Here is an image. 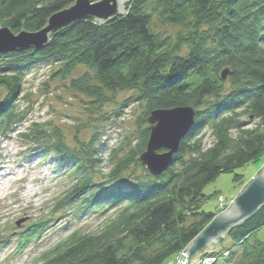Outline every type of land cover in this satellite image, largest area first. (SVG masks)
Segmentation results:
<instances>
[{"label": "trees", "instance_id": "1", "mask_svg": "<svg viewBox=\"0 0 264 264\" xmlns=\"http://www.w3.org/2000/svg\"><path fill=\"white\" fill-rule=\"evenodd\" d=\"M73 1L0 0V26L14 33L38 31ZM153 15L161 25L180 30L173 36L153 32ZM183 47L187 51L181 55ZM38 62L56 64L53 76L62 79L78 66L87 68L69 86L98 103L105 92L131 90L128 101L145 106L138 125H146L157 108L191 106L195 118L163 173L144 169L143 179L129 182L123 173L138 162L149 135V126L142 128L130 152L114 161L108 174L112 184L94 183L87 174L101 162L96 139L76 149L58 131L50 134L40 125L20 133L60 162L80 168L67 199L81 197L86 207L104 212L118 207L99 231L71 232L41 253L37 264H162L216 215L202 208L204 186L264 154V0H128L122 16L106 22L80 19L51 33L39 49L0 53V86L6 90L0 131L5 136L23 120L16 110L23 76ZM244 115L260 124L246 127L240 119ZM207 126L213 141L204 147L198 135ZM234 180L242 186L247 182L241 174ZM263 227L264 204L224 237L231 247L217 248L220 238L203 255L229 250V259L214 264H264V235L257 237ZM28 235L26 242L33 236Z\"/></svg>", "mask_w": 264, "mask_h": 264}, {"label": "rangeland", "instance_id": "2", "mask_svg": "<svg viewBox=\"0 0 264 264\" xmlns=\"http://www.w3.org/2000/svg\"><path fill=\"white\" fill-rule=\"evenodd\" d=\"M150 27L162 36H173L180 30V26L161 25L155 15L151 17ZM186 51L183 47L180 54ZM56 68V64L50 62L29 65L16 105L23 120L7 136L0 131V191L3 192L0 194V264H37L41 253L71 232L99 231L118 212V207L105 212L102 208L86 207L81 197L67 199L66 193L81 174L80 168L60 162L54 153L28 143L20 133H26L33 124L40 125L50 134L58 131L65 144L76 149L81 143L96 139L101 162L89 167L87 174L94 183L107 181L112 184L108 174L114 161L129 153L139 131L149 126V123L138 125L145 106L142 102L128 101L133 94L131 90L105 92L103 102L98 103L69 86L70 79L80 77L87 68L78 66L65 79L53 76ZM225 84L227 90L228 82ZM5 94L6 90L0 86V101ZM240 119L246 127L260 124L248 115ZM198 137L203 146L208 147L213 141L211 128L205 127ZM263 166L264 154L257 161L219 174L203 188L206 196L203 210L218 213L219 193L229 202L243 187L241 182L234 180L235 174L243 175L248 182ZM144 169L147 170L138 158L122 177L129 182L143 179ZM19 220L23 221L17 224ZM27 234L30 237L34 234L28 242ZM263 235L264 227L257 232L258 238ZM222 240L217 248L232 246L229 239ZM170 259L162 264H169Z\"/></svg>", "mask_w": 264, "mask_h": 264}, {"label": "water", "instance_id": "3", "mask_svg": "<svg viewBox=\"0 0 264 264\" xmlns=\"http://www.w3.org/2000/svg\"><path fill=\"white\" fill-rule=\"evenodd\" d=\"M126 0H74L68 6L51 14L46 24L38 31L21 30L15 34L7 26L0 27V53L39 49L45 46L50 34L74 21L87 17L106 22L125 14ZM228 70L221 72L224 79ZM195 110L191 106L157 108L147 116L149 135L145 150L139 159L152 175H160L173 162L182 138L194 124ZM264 204V166L253 176L231 200L229 207L216 213L210 222L191 240L186 247L188 258L197 256L214 247L220 238L251 217ZM23 220L17 221V224ZM188 264V259H187Z\"/></svg>", "mask_w": 264, "mask_h": 264}, {"label": "built area", "instance_id": "4", "mask_svg": "<svg viewBox=\"0 0 264 264\" xmlns=\"http://www.w3.org/2000/svg\"><path fill=\"white\" fill-rule=\"evenodd\" d=\"M227 201L226 198L223 194L218 195V204L217 207L219 210H224L227 207ZM185 246L183 249L178 251L176 254H174L171 257V261L169 264H187V259H188V264H214L222 259H229L230 257V252L228 250L223 251L220 255H200L197 256L195 260H190L188 258V250Z\"/></svg>", "mask_w": 264, "mask_h": 264}, {"label": "bare ground", "instance_id": "5", "mask_svg": "<svg viewBox=\"0 0 264 264\" xmlns=\"http://www.w3.org/2000/svg\"><path fill=\"white\" fill-rule=\"evenodd\" d=\"M1 192H2V191H0V194H2V193H3V192H2V193H1Z\"/></svg>", "mask_w": 264, "mask_h": 264}]
</instances>
